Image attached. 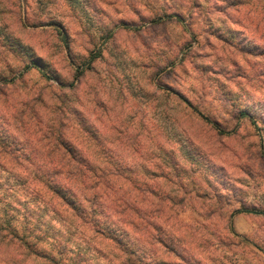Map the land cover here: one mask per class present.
Wrapping results in <instances>:
<instances>
[{
	"label": "rangeland",
	"instance_id": "obj_1",
	"mask_svg": "<svg viewBox=\"0 0 264 264\" xmlns=\"http://www.w3.org/2000/svg\"><path fill=\"white\" fill-rule=\"evenodd\" d=\"M0 264H264V0H0Z\"/></svg>",
	"mask_w": 264,
	"mask_h": 264
},
{
	"label": "crops",
	"instance_id": "obj_2",
	"mask_svg": "<svg viewBox=\"0 0 264 264\" xmlns=\"http://www.w3.org/2000/svg\"><path fill=\"white\" fill-rule=\"evenodd\" d=\"M236 219L238 222H243L244 224L242 226L236 227L237 232H248L254 230L258 226L254 224L255 216L254 215H248L245 213H242L238 216H236Z\"/></svg>",
	"mask_w": 264,
	"mask_h": 264
},
{
	"label": "trees",
	"instance_id": "obj_3",
	"mask_svg": "<svg viewBox=\"0 0 264 264\" xmlns=\"http://www.w3.org/2000/svg\"><path fill=\"white\" fill-rule=\"evenodd\" d=\"M243 114H245V113H243ZM73 157H74V154L72 155ZM55 191H56V193H57V191H60V190H58V189H55ZM59 195L66 201V200H68V196L66 195V193H64V192H59ZM242 211V210H241ZM256 212V211H255Z\"/></svg>",
	"mask_w": 264,
	"mask_h": 264
}]
</instances>
